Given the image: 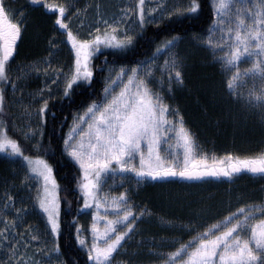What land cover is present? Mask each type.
<instances>
[{
    "label": "snow or ice",
    "instance_id": "6c2138e0",
    "mask_svg": "<svg viewBox=\"0 0 264 264\" xmlns=\"http://www.w3.org/2000/svg\"><path fill=\"white\" fill-rule=\"evenodd\" d=\"M33 5H38L49 11L58 12L55 25L64 30L67 40L71 44L74 53V71L70 64L68 71L63 68L54 69V75L50 78L51 84L62 87V98L72 100L78 90H84L93 86L94 69L92 64L97 54L106 49L113 50L116 54H126L135 46V38L143 33L147 24H160L165 17L176 14L183 16L197 14L202 9L201 0H189L181 8L168 10L166 6L155 5L152 11H146V0H138L137 18L135 29H128L122 34H116L118 24H110L103 20L106 28L102 31L100 27L95 28L97 35L91 32L87 36L74 33L69 23L70 16L65 14L70 11L68 3L50 5L47 0H30ZM163 7L159 18L152 15L157 8ZM227 7L223 0L219 4L210 3L214 15L219 17L222 10ZM99 5H96L99 14ZM10 2L0 0V81L4 84L10 83V60L14 57L18 47V41L22 40L24 26L23 20H16ZM77 11H80L77 9ZM127 15V12L124 13ZM102 19V16H101ZM123 22V21H121ZM235 24L229 28V33H234V39L230 35L229 47L234 49L228 54L227 65L233 66L244 56L254 57L252 67L247 73L258 76L264 89V0H258L254 5H249L247 0H238L235 7ZM220 20L213 19L212 27L207 31L209 34L216 30ZM108 28L112 31L108 32ZM138 30V31H137ZM131 32V34H129ZM196 39L203 44L220 47L217 43L213 45L211 39ZM179 36H172L160 42L155 51L147 59L136 62V66L127 71L121 67L116 80H111L110 87H103L105 95L99 100H93L90 105H81L73 109L79 113L86 109L83 115H74L72 123L69 124L67 133H62V145L47 148L36 136L40 129L47 123V116L51 112L49 99L52 89L45 83L49 95L42 98V104L36 112L37 127L29 129L31 135L24 133L25 138L33 142V146L42 149L48 155V160H54L55 154L59 152L66 159H70L74 165H78L77 175L72 177L63 186L58 184L57 175H54V167L43 159H37L34 166L32 157L25 155L21 145L16 139L8 135L5 125L0 124V153L10 157H21L27 162L34 174L27 179L37 182L42 181L43 195L37 194V202L40 212L46 218V233L58 238L61 235V212L62 203L69 211L66 215L79 216L89 211L92 212L91 242L89 243L85 233L76 220L75 227L76 243L81 250H85L86 264H114V254L126 251L128 241L137 235L138 221L147 213V209L133 211L131 196L121 192L118 196L111 198L101 197L100 192L103 177L109 174L115 176L120 173L121 179L135 177L137 184L149 182L161 184L173 178L184 181H204L209 178H229L236 174L249 172L253 175H264V155L259 158L237 159L226 157L229 163L219 164L214 162L209 166L207 160L199 153V144L194 139V133H190L184 127V119L177 110H170L169 105L164 102L161 91L154 90L153 80L155 75L151 64L158 56H167L164 63L163 78L166 73V83L171 86L184 84L188 65L184 57L175 51L179 43ZM48 43L55 47L53 41ZM49 63L44 69L47 72L51 68ZM101 68L103 66H100ZM39 70V69H37ZM159 70V69H157ZM240 75L239 69L228 81L231 91L233 82ZM126 77V81L123 79ZM12 88H16L15 82ZM122 85L119 92L116 86ZM44 89L40 92L43 93ZM4 90L0 87V111L4 110ZM253 107L261 109V119L264 120V90L249 99ZM169 117H176L174 121ZM53 128L56 127V114L52 113ZM89 137L87 146L84 143L86 135ZM175 134L183 148L182 157L179 154H164L161 145L169 142ZM79 137V139L77 138ZM69 195L76 197V204L67 199ZM11 201L12 197L9 196ZM103 205V213L101 207ZM8 205L6 204L5 207ZM23 209L17 211L19 216ZM261 215L258 217L256 213ZM163 220V218H161ZM105 221L103 230L98 226V221ZM257 221V223H253ZM4 229L0 230V242L7 241L6 233L9 224L4 222ZM15 227V223L11 225ZM33 240L40 239L33 235ZM54 247L49 252L59 253V246L53 241ZM12 257L19 252L17 247L10 242L7 245ZM162 264H264V200L261 203H245L237 207L236 211L230 212L224 217L222 224H212L204 232L194 236L192 241L182 243L174 252L160 253ZM167 257V258H164ZM59 259V256L57 257ZM22 264V262H21ZM64 264V261H59Z\"/></svg>",
    "mask_w": 264,
    "mask_h": 264
},
{
    "label": "trees",
    "instance_id": "16d2710c",
    "mask_svg": "<svg viewBox=\"0 0 264 264\" xmlns=\"http://www.w3.org/2000/svg\"><path fill=\"white\" fill-rule=\"evenodd\" d=\"M178 1L179 3L173 4L168 10L181 8L189 2V0ZM89 2L95 3L96 1L90 0ZM201 2L203 6L197 14L186 13L183 16L173 14L170 17L166 14L160 24L146 25L143 33L136 36L134 48L127 51L126 54H116L111 49H106L102 53L97 54L96 58L91 61L92 64L97 66L94 69L93 86L82 91L78 90L72 100L63 99L62 93L50 99L49 107L51 112L48 114L47 123L40 129V134L36 140L40 141L45 148L50 143L53 148L58 144L62 145L61 135L62 133H67V126L72 123V117L77 114L73 109L80 108L81 105H90L93 100L99 101L101 99L105 66H136L138 60L147 59L151 56L161 41L172 36H179L180 40L175 51L185 58L188 69L184 84L173 85L171 86L172 90H169V86H165L161 90L170 110L173 109L179 112L184 119L185 127L195 134L196 141L208 154H214L217 157L231 155L233 162H236L237 159L256 158L260 153L264 154V142H262L264 141V135H261L252 123L256 117L257 110L259 112L261 109L253 107L244 98L246 95L251 97L254 93L252 89L261 91V80L253 74L245 79L243 85H238L230 91L227 82L233 72L225 70L220 61L215 60L211 64L212 58L209 56L214 58L215 56L206 44L202 45L197 42V46L193 45V38L206 36L208 34L207 30L212 27L213 11L210 8V0H201ZM27 4L28 0H19L12 7L15 12L20 13L25 18V20L23 19L25 27L24 30L22 29V40L18 41L16 53L12 63H10V70L12 64L19 66V70L22 71L31 68L33 65H39L42 68L43 62L51 57H58V65L67 60L71 63L73 56L71 53H66V48L71 50L66 33L54 23L58 12L45 10L40 6H37L39 11H30L26 9ZM96 4L102 5L103 3L98 0ZM49 40L53 41L55 47L48 43ZM62 47L65 53L62 54L63 51L56 52ZM162 58L164 56H158L156 59L160 60ZM247 65L248 61H245L241 63V68L243 69ZM100 66L103 67L101 68ZM0 87L3 88L4 96H6L5 94L8 91L7 84L0 81ZM222 96H226V101L223 100L225 103L221 100ZM233 96L238 99H234L235 101L244 102L251 110L250 114H252V117L250 116V118L252 119L247 124L253 126L255 130L245 132L243 136H240L238 132L234 133L231 121L227 120L233 114L230 111L232 109L229 110L226 102H230L234 98ZM8 103V100L7 102L4 101V110L0 112V124L5 125L8 135L16 139L21 145L24 154L32 157L33 161H37V159L48 161L54 167V175H57V182L61 186L76 176L78 167L70 159H66L57 152L54 160H48V155L42 149L34 147L33 142L31 143L22 137L12 124ZM227 111H229L228 114ZM52 113L56 114L55 129L52 123ZM23 163L24 160L21 157L15 159L5 154L0 155V198L11 191L16 193V190L12 189V187L19 189L22 183L20 174L23 169ZM259 180H264V175L242 172L236 174L232 179L209 178L204 181H184L179 178H173L161 184L143 183L141 202L143 203L142 205L147 206V212L153 217L150 222L155 223L154 217L158 216L160 219L163 218L161 220L165 221V223L168 222L169 224L187 228L194 225L193 221L196 220L193 217L194 214L191 215L189 211L203 216L206 212L201 211L206 206L208 208L207 220H218L227 213H221L224 207L219 206L218 202L226 199L227 201L230 199L235 201V197L239 198L241 196L242 199H248L249 193L254 190L260 194L259 190L261 187L253 183ZM227 190H229L230 195L226 194ZM176 195L178 197H175L173 201L172 199ZM198 197H204L205 199L203 198L202 202L199 203ZM67 199L72 200L73 206H75V196L69 195ZM241 203H244V201ZM20 206L17 203V207ZM61 208V219L63 221L61 235L58 238L50 236L52 237L53 247L54 240L59 246V253H53L56 254V258L59 256V259H57L64 261V264H86L87 256L76 243L75 227L72 222L76 220L80 226L82 217L87 215L88 212L79 216L66 215L65 213L69 211L67 206L62 203ZM32 211L34 213L31 215H29L30 213L27 214L24 221L29 227H34L37 224L46 229V218L44 215L38 208H33ZM210 215L212 218H208ZM203 221H205L204 225L208 224L206 219H203ZM182 229H178L177 233L183 234V242H186L189 235L184 234L187 233L184 232L185 228ZM167 233L170 232L167 230L163 231L161 237H167ZM175 236L179 235H171V237Z\"/></svg>",
    "mask_w": 264,
    "mask_h": 264
},
{
    "label": "rangeland",
    "instance_id": "374dc122",
    "mask_svg": "<svg viewBox=\"0 0 264 264\" xmlns=\"http://www.w3.org/2000/svg\"><path fill=\"white\" fill-rule=\"evenodd\" d=\"M89 1L90 0H86V1L47 0V3L53 6L65 4V3L70 4L71 9L65 15L70 16L69 23L74 33H79L81 36H87L89 32H91L93 35L99 34L95 32V28L100 27L103 31L106 28V26L103 23V20L109 21L110 24H118V27H116V34H122L128 29H135V22L138 13V9H137L138 0H99L101 3H103L102 5H99L100 6L99 14L96 9V5H97L96 3L98 0H95L96 1L95 3H91ZM223 2L225 5H227V7H225L222 10L221 16L219 17L215 16L214 11L212 9L213 19L220 20L221 23L217 25L216 30L214 32H212L211 34L208 33L206 36H203V38L205 41L211 39L213 45L217 43L220 44V47H213L206 44L212 50V53L215 56V58L213 56H209L210 58H212L211 64H213L215 60L220 61V63H222V66L224 67L225 70H227L228 72H233L232 76L235 74L238 67L240 75L237 77V80L233 82L232 89H234L238 85L239 86L243 85L245 79L253 75L251 73H247V69L252 67V61L255 60V58L244 56L237 62L236 65L233 66L227 65L226 61L228 59V54L234 50L229 47L230 35L234 39V33L230 34L229 28L235 27V24L231 23L230 21L235 20V7L237 6L238 0H223ZM240 2H243V0H240ZM257 2L258 0H247V3L250 6L256 4ZM175 3H179V1L178 0H146L145 9L146 11H152V7L155 5L166 6L168 9L171 8ZM210 3L219 4L220 0H210ZM77 9H79L80 11H77ZM162 10L163 7L157 8L155 12H152V15L159 18V13ZM125 12H127V15L124 14ZM107 30L108 32L112 31L111 28H108ZM129 34H131V32ZM60 42L62 44V40ZM192 42L194 43L193 44L194 46L195 45L197 46L198 45L197 42H199V40L193 38ZM61 51H63L62 54L65 53L63 47L56 52H61ZM66 53L69 54L71 53L72 56H74V53L67 48H66ZM165 59H168V57L164 56V58L160 60L156 59L151 64V68L153 69L155 75V79L153 80L154 90L161 91L163 87L169 86L166 83V79H167L166 73H164L163 78L161 77V73L164 72ZM12 60L13 58L10 60V63H12ZM57 61H58V57L55 58L51 57L43 62L42 68L39 67V65H33L31 68L24 71L19 70V66L17 65L15 66L12 64L11 66L10 81L15 82L16 88L15 89L12 88L11 82L7 84L8 91L7 94H5L6 96H4L5 97L4 101L7 102L8 100L9 102L8 104L11 111L10 116L12 119V124L20 132L22 137L27 141L29 140L25 138L24 133L27 132L28 135H31L32 133L31 131H29V129L34 130L37 127L38 121L36 118V112L42 104V98L47 97L49 95L48 89L44 88L45 83L47 82L48 87L52 89L51 99L55 98L58 94L62 93V87H60L58 84H51L50 78L54 75V69L57 67H61L63 68L64 72H67L71 64L74 71V59L71 63L68 62L67 60L62 64L60 63V65H58ZM245 61H248V65L242 69L241 63ZM49 63L51 64L52 67L48 68L47 72H45L44 69L47 67ZM121 67H123L127 71L128 69L134 66H129V67L111 66V65L105 66V75L103 78L104 87L106 86L110 87L111 80H116L118 78V74L120 72ZM232 76L230 77V79L232 78ZM256 78L259 77L256 76ZM123 79L126 81V77H124ZM121 86L122 85L116 86L117 92H119ZM41 89H44L43 93L40 92ZM260 89L261 91L264 90L262 89V87ZM252 91H254V93L251 95V97L248 95L244 97L247 102H249L250 98L259 95L261 92L260 90H254V89H252ZM161 94L163 96L162 92ZM104 95L105 93L102 92V97ZM235 98L236 97L231 99L230 102H226V104L228 103L227 105L229 107V110L232 109L230 111L232 112L233 115H231L227 120L231 121V126L234 133L238 132L240 136H243L245 132L254 131L255 130L254 127H255L257 130H259V133L261 135H264V120L261 119V111L258 112L257 110V113L255 114L256 117L252 121L254 126L253 127L247 124L252 119L250 118L252 114H250L251 110L249 106H247L242 101H235L238 100ZM163 99L165 102L164 96ZM221 100L226 101V96L224 97L222 96ZM84 111H86V109L80 110V112L77 114L83 115ZM228 112L229 111H227V114ZM169 118L173 119L174 121L177 119L176 117H169ZM85 132L86 135L84 137V143L85 146H87L89 137L87 135L86 125H85ZM189 132L192 133L190 130ZM169 135L172 136V139L169 142L161 145L162 152L164 154H168V153H172L173 155L179 154L182 157L183 148L181 146V143L178 141V137H176L175 134L173 133H169ZM37 137L38 135L36 136V138ZM77 138L79 139V137ZM29 142L32 143V141ZM198 151L200 155L207 160L209 166H211L214 162L219 164L220 161H223L224 164L229 163V161H227L226 159V157L228 156L217 157L214 154H208L206 150L200 145ZM3 154L4 153H0V155ZM262 155L264 154L260 153L258 156H256V158H259ZM13 158L16 159L18 157H13ZM33 165L40 166L36 164V161H33ZM76 166L78 167V165ZM22 168L23 169L20 174L22 178V183L20 184L19 189H15V187H12V189L16 190V193H13V191H11L6 196L4 197L2 196V198H0V230L4 229L5 221H7L9 224V231L6 233L8 240L0 242V264H21V262L22 264H59V260L56 258V254L48 251V249L53 248L52 237H50L51 235L46 233L45 228H42L37 224H35L34 227L31 226L29 227L26 221H24L25 216L27 214L30 213L29 215H31L34 213L32 211L33 208L39 209L37 202V194L39 192L41 195H43V185H42V181L37 182L34 180L27 179L28 176H32L34 174L31 172V169L26 161H24ZM118 175L121 174L117 173L115 174V176L109 174L102 178L103 183L101 184L102 191L100 192V196L102 198L105 196L108 197L107 201L105 202L110 204L111 198L113 196H118L121 192H126L127 195L131 196V203L133 206L134 213L138 212L140 209H144V208L147 209V206L142 205L143 203L141 202V197H142L141 192H142V188L144 187V184L143 183L137 184L135 182V177L126 178L122 180L121 176ZM253 183L261 187V189L259 190L260 194H258V192L254 190L251 193H249L250 196L248 199H242L241 196L239 198L235 197L236 199L235 201L233 199L227 201L226 199L218 202L220 204L219 206L224 207V209L221 210V213L225 214L227 212L223 217H221L218 220H214V221L210 219L207 220L208 208L206 206L201 211V212H206V214L203 216L189 211L191 215L194 214L193 217L196 220L193 221L194 225L189 226L187 228L182 227L180 225L169 224L168 222L165 223V221H162L158 216L154 217L155 223H152L150 222V220L153 217H151V214L147 212L145 216L142 218V220L138 221L139 227L137 229V235L133 239L128 241L127 245L125 246L126 251H121L119 254H114L115 256L114 264H162L161 256L159 255L160 253L174 252L176 248L180 246V244L188 243L189 241H192L194 236H197L198 233L204 232L205 230L210 228L212 224H222L224 221V217L228 216L230 212L236 211L237 207L243 206L245 203H257V204L261 203V201L264 200V187H263L264 180L254 181ZM226 194L230 195L229 190L226 191ZM9 196L12 197L11 201L8 200ZM175 197L177 198L178 195L174 196V198L172 199L173 201ZM203 198L204 197L197 198L200 201L199 203L202 202L201 200ZM242 201H244V203H241ZM17 203L18 205L21 206L17 207ZM6 204L8 205L7 207H5ZM20 209H23V211H21L18 216L17 211ZM101 213H103V205L101 207ZM256 215L259 217L261 214L257 212ZM201 218L206 219L208 224L204 225L205 221H203V219ZM208 218H212V216L210 215V217ZM13 223H15L16 225L15 227L11 226ZM97 223L100 229L103 230L105 221L99 220ZM253 223H257V221H253ZM146 225L148 226L146 227ZM91 226H92V212L89 211L87 215L82 217L80 223V227L82 229L85 228L87 229L85 235L87 236L89 243L91 242ZM182 228H185L184 232H187L184 234L189 235V238L187 239L186 242H183L184 240L183 234L181 235L177 233L178 229H182ZM165 230H167L170 233H167L168 235L167 237L164 236L161 237L162 235L161 233ZM174 234L175 235L178 234L179 236L171 237V235ZM33 235L39 236L40 239L33 240L32 239ZM9 242L11 244H14L18 249L19 254L16 257H12L11 255V251L7 246ZM83 251L85 252V250Z\"/></svg>",
    "mask_w": 264,
    "mask_h": 264
},
{
    "label": "flooded vegetation",
    "instance_id": "af4514ba",
    "mask_svg": "<svg viewBox=\"0 0 264 264\" xmlns=\"http://www.w3.org/2000/svg\"><path fill=\"white\" fill-rule=\"evenodd\" d=\"M17 1H19V0H8V2H10V4H11V7H14V5H15V3H17ZM28 1H29V3L26 6L27 10L39 11L38 8H37L38 5H34L33 6V4L30 2V0H28ZM28 6H29V8H28ZM13 14L15 15L17 21L24 19V17L22 15H20V13H18V12L13 11Z\"/></svg>",
    "mask_w": 264,
    "mask_h": 264
},
{
    "label": "bare ground",
    "instance_id": "6f19581e",
    "mask_svg": "<svg viewBox=\"0 0 264 264\" xmlns=\"http://www.w3.org/2000/svg\"><path fill=\"white\" fill-rule=\"evenodd\" d=\"M23 3H24V2H23ZM28 3H29V1H28ZM33 6H34V5H33ZM31 7H32V6H31ZM26 8H27V7H26ZM28 8H29V6H28ZM23 28H24V27H23ZM23 28H22V29H23Z\"/></svg>",
    "mask_w": 264,
    "mask_h": 264
}]
</instances>
